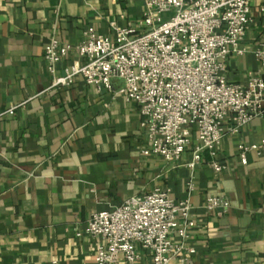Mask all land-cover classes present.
I'll return each instance as SVG.
<instances>
[{
	"label": "crops",
	"instance_id": "0c3cea01",
	"mask_svg": "<svg viewBox=\"0 0 264 264\" xmlns=\"http://www.w3.org/2000/svg\"><path fill=\"white\" fill-rule=\"evenodd\" d=\"M144 15L143 0H0V115L16 108L0 116V264H93L102 242L86 233L91 216L156 188L193 205L186 246L195 253L171 264H264V116L226 136L219 161L228 168L217 174L209 154L195 168L191 152L179 163L144 156L142 117L122 80L111 91L82 76L53 86L81 62L77 46L89 28L114 37L113 23L137 28ZM53 39L70 47L55 76L45 60ZM261 48L264 0H254L227 80L247 85L251 74L264 76L254 54ZM241 143L259 147L247 165ZM210 196L230 208L207 210ZM141 264H153L150 252Z\"/></svg>",
	"mask_w": 264,
	"mask_h": 264
},
{
	"label": "built area",
	"instance_id": "2783aa9c",
	"mask_svg": "<svg viewBox=\"0 0 264 264\" xmlns=\"http://www.w3.org/2000/svg\"><path fill=\"white\" fill-rule=\"evenodd\" d=\"M143 4L145 15L137 28L113 23L114 37L89 28L77 46L81 62L54 78L53 86L69 87L82 76L87 84L111 91L113 81L122 80L121 93L142 117L144 156L179 163L191 152L189 167L195 168L209 154L213 170L222 173L228 168L219 161L226 136L239 134L264 116V76L251 74L243 85L229 82L225 75L229 58L243 53L254 0H143ZM69 52L70 47L57 39L47 45L50 74L55 76ZM254 54L264 66V48ZM258 148L239 145L243 165ZM190 188L194 189L192 183ZM171 192L156 188L112 211L94 213L86 233L102 245L93 264H118L121 258L127 264H141L146 251L153 264H171L185 252L194 254L186 246L196 227L193 205L189 199L174 200ZM205 208L226 211L230 203L210 196Z\"/></svg>",
	"mask_w": 264,
	"mask_h": 264
}]
</instances>
